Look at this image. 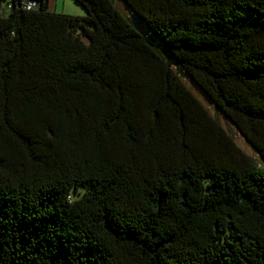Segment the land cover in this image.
Returning <instances> with one entry per match:
<instances>
[{
  "label": "trees",
  "instance_id": "trees-1",
  "mask_svg": "<svg viewBox=\"0 0 264 264\" xmlns=\"http://www.w3.org/2000/svg\"><path fill=\"white\" fill-rule=\"evenodd\" d=\"M2 1L0 264H264V0Z\"/></svg>",
  "mask_w": 264,
  "mask_h": 264
},
{
  "label": "rangeland",
  "instance_id": "rangeland-1",
  "mask_svg": "<svg viewBox=\"0 0 264 264\" xmlns=\"http://www.w3.org/2000/svg\"><path fill=\"white\" fill-rule=\"evenodd\" d=\"M115 3L118 9L126 16V18L133 25H135L141 32L146 33L147 35L154 36L152 31L145 25V23L137 15L133 13V11L126 5V3L123 0H115ZM47 10L49 12L64 13V14L74 15V16H83L86 13L84 7L75 0H48ZM9 11H10V7L8 5V2L6 1L0 2V13L8 14ZM183 78L186 79L189 87L200 98V100L205 105H209L210 100L204 94V92L194 82L190 81L187 76L185 77L183 76ZM211 109L213 110L212 106H211ZM222 121H223V124L233 134L237 144L246 153L251 155L258 162V164L264 169V159L260 157L258 152L253 149V147L246 141V139L242 136V134L237 130L236 127L226 122L224 119H222Z\"/></svg>",
  "mask_w": 264,
  "mask_h": 264
},
{
  "label": "built area",
  "instance_id": "built-area-1",
  "mask_svg": "<svg viewBox=\"0 0 264 264\" xmlns=\"http://www.w3.org/2000/svg\"><path fill=\"white\" fill-rule=\"evenodd\" d=\"M37 2L35 0H27L25 2V7L30 8V7H36Z\"/></svg>",
  "mask_w": 264,
  "mask_h": 264
}]
</instances>
